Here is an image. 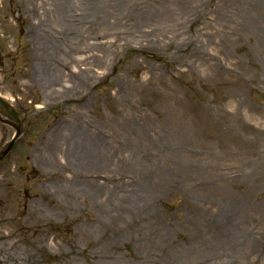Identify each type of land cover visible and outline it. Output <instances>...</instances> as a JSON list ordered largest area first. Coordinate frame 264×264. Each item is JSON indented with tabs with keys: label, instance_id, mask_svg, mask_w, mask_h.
I'll list each match as a JSON object with an SVG mask.
<instances>
[{
	"label": "rangeland",
	"instance_id": "obj_1",
	"mask_svg": "<svg viewBox=\"0 0 264 264\" xmlns=\"http://www.w3.org/2000/svg\"><path fill=\"white\" fill-rule=\"evenodd\" d=\"M53 1L0 0V115L21 126L0 162V237L10 234L16 242L0 244L14 243L19 260L38 264L83 263L84 254L94 255V264H176L182 258L184 264H264V47L257 34L264 1L186 0L191 8L182 15L191 17L180 21L182 35L160 38L157 25L130 32L140 20L119 18L123 13L112 19L122 25L108 27V34L96 24L91 31L94 20H106L105 11H81L84 0H69L72 23L67 19L55 34L42 28L49 39L34 40L42 14L53 16ZM62 1L56 5L65 11ZM55 38L63 51L74 50L62 58L64 91L75 77L87 81L72 102L49 97L45 81H35L45 60L38 52H51ZM75 115L109 142L113 130L122 134L123 120H143L150 143L129 148L148 162H108L107 171L88 162L83 171L96 172L88 179L106 193L102 197L92 188L77 200L54 190L51 184L66 171L49 170L52 162L43 156L55 151L54 129ZM13 137L0 124V155ZM123 138L116 142L124 145ZM140 174L149 179V191L141 192ZM45 189L50 194L43 199ZM8 200L19 205L14 214ZM25 201L47 210L44 244L33 241L32 228L17 226ZM81 228L86 240L72 253Z\"/></svg>",
	"mask_w": 264,
	"mask_h": 264
},
{
	"label": "bare ground",
	"instance_id": "obj_2",
	"mask_svg": "<svg viewBox=\"0 0 264 264\" xmlns=\"http://www.w3.org/2000/svg\"><path fill=\"white\" fill-rule=\"evenodd\" d=\"M48 1V0H47ZM59 0H54L53 5L56 6V9H52L51 13L53 16L49 19L47 15H43L38 23L37 28L40 29L39 35L34 36V40H40V41H47L49 39L50 34H44L41 32L42 28L47 29V27H52L53 33L55 34L56 31H61V28H59V25L66 22L67 19H71V7H67L69 4V0H63L62 4L63 7L66 9L65 11L61 10V7L58 3ZM103 5H100V8L94 4L91 5V3L88 2V0L82 1L81 4H79V8L81 11H87L89 10V7L92 6L93 8H96V12L101 11L102 9L105 11L104 15L106 20L99 21L98 19L94 20L91 23V26L87 29L91 28V31L93 28H97V26L100 27L101 31L104 35L108 34V32H104L108 27L113 28L117 26H121L122 22L119 21L118 24L113 23L112 19L118 16L119 13H123L119 16V18L125 17L127 14L130 15V17L137 18L140 21L137 25H134V29L130 32H138V31H144L143 28H150L153 30V26L157 25L158 31H160V34H158V37L162 38L165 36L167 38L169 35H173L172 33L175 32V36L182 35L183 30V24H181L180 21H187L188 17H191V13L187 14V16L182 15L185 13H188V7L191 8V5L189 6L187 3H183L186 0H128V5H122L121 3H112L111 4L107 1L100 0ZM191 1V0H190ZM258 1H264V0H258ZM93 3V2H92ZM183 8L182 10H180ZM259 8V7H258ZM93 12V11H92ZM101 13L98 12V15ZM179 19V20H178ZM242 20H249L250 23L256 25H259L261 22L260 19H252V18H244L242 17ZM264 21V19H262ZM71 22V20H70ZM179 22V23H178ZM72 23V22H71ZM57 28L52 26L56 25ZM96 24V25H93ZM95 26V27H94ZM155 26V28H157ZM264 26L261 28L262 36L257 31V34L259 35V39L262 40V47H264ZM263 29V30H262ZM66 30V29H65ZM64 30V31H65ZM244 31L248 32L245 28ZM68 32V31H67ZM66 32V33H67ZM63 32L62 34H66ZM61 34V35H62ZM99 34H97L98 36ZM168 35V36H167ZM257 35V36H258ZM54 36V35H53ZM95 36V35H92ZM55 37V36H54ZM53 37V38H54ZM262 37V38H261ZM55 44L51 45L50 51L51 52H38L40 56H42L45 60H41L39 64H37L38 71L40 72V76L38 77L37 82L42 81L46 83V85L43 87V90L45 91L46 95H50L49 97H53V95H57L58 97H62L61 99H64L65 102H72L75 98L76 94L80 95L79 93V85L80 83L77 82L79 78L75 77L74 84L71 85L72 88L66 87L65 91L63 85H61V78H63L64 73L62 72V68L64 67V61L62 58L70 57L69 54L72 55L74 50H65L63 51L60 49V43L57 41V38H55ZM72 40V39H70ZM63 42H69V40H63ZM41 44V43H39ZM39 50V49H38ZM66 52V53H65ZM44 53H48L46 56H43ZM62 54V55H61ZM54 55V56H53ZM67 60V59H66ZM101 60V59H100ZM69 61V60H67ZM100 63V62H99ZM94 66H100V64L95 63ZM85 78H87L85 76ZM44 83V84H45ZM81 84L86 85V82H82ZM78 87V88H77ZM80 97V98H79ZM77 97V99H82L81 96ZM76 100V99H75ZM74 100V101H75ZM77 115L74 116V121L70 123L59 124L56 129H54V133L51 136L52 144L55 145V151L48 154L46 157H44V162H52L47 165V168L50 170H64L66 171L63 177L61 178V181L57 184H51L52 188L54 190L59 189L64 194L74 196L76 200L78 198L82 199L86 196L87 190L89 188L95 189L94 187V181H90L89 173L92 175H95V171H90L89 173H85L83 171V168L87 166L88 162H92L93 167L99 168L102 167L103 170H108L107 163L108 162H148V158L146 155H141L140 152H133L132 148H129V144H133L136 149L138 148L137 145H146L150 143L151 138L149 137L150 129L146 125L142 124L145 123L143 120H123L122 126V134L119 130V134L115 133V131H112V135H109L110 142L108 138H106L103 133H93L94 130L89 131L90 125L87 124L88 127L82 126L80 122L75 121V118ZM122 121V120H121ZM120 136L124 137L122 141L126 139V141L123 142L124 145H121L116 142L117 138ZM75 145H77V148H74ZM127 145V147H126ZM129 148V150H128ZM58 154H57V153ZM78 153V154H77ZM77 154V155H76ZM120 156L117 157V156ZM61 156L63 159L62 163L57 160L58 157ZM138 156H142V159ZM123 160H122V159ZM106 162V164H105ZM62 163V165H61ZM67 173L70 174L68 177ZM141 182L143 183L144 187L142 188L141 192L149 191V188H147L148 184V178L147 176H143L140 174ZM87 178V179H86ZM95 189L94 196L102 197L105 192L99 193L98 187ZM153 189V187H152ZM50 191L47 189L44 190L42 193L43 199L48 197V194ZM3 196L5 194H0V202L2 201ZM29 199V197H28ZM42 205V204H41ZM43 206V205H42ZM6 207L8 211H11L12 214H14V209L16 210L19 208V205L13 204L11 200H8L6 203ZM14 208V209H13ZM17 212V211H16ZM45 213H47V210L44 209H35V208H29V201H25L23 203V209H21L20 214L17 213V226L19 228L22 227H29L33 229V237L34 242H37L38 244L42 243L44 244L46 242V238H44V235H41L42 233V224L44 221ZM53 213V212H51ZM22 216V218H21ZM14 216L13 218H15ZM26 225V226H25ZM37 233L38 235L34 234ZM80 234L82 236L81 242L79 244H75L72 246V253H75V251L79 248L80 244H83L82 240H86V230L84 228H81ZM10 234H5L4 236L0 237L1 241H13L11 240ZM16 245L13 243L12 245H6V244H0V264H38L37 262H34L31 258H26L19 260L20 258L16 256V254H13L14 251H16ZM101 249V247H100ZM84 262L80 263L79 261L73 262V260L66 259L63 261H59L57 264H94V255H90V259L88 254H84ZM186 258H182L176 262V264H184Z\"/></svg>",
	"mask_w": 264,
	"mask_h": 264
},
{
	"label": "water",
	"instance_id": "obj_3",
	"mask_svg": "<svg viewBox=\"0 0 264 264\" xmlns=\"http://www.w3.org/2000/svg\"><path fill=\"white\" fill-rule=\"evenodd\" d=\"M9 151V150H8ZM7 153V152H6Z\"/></svg>",
	"mask_w": 264,
	"mask_h": 264
}]
</instances>
